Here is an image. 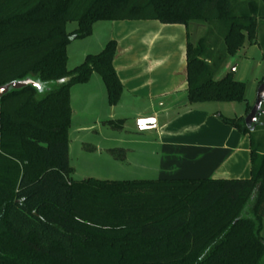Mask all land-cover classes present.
<instances>
[{"label": "trees", "instance_id": "obj_1", "mask_svg": "<svg viewBox=\"0 0 264 264\" xmlns=\"http://www.w3.org/2000/svg\"><path fill=\"white\" fill-rule=\"evenodd\" d=\"M122 20L186 26L189 102H246L251 111L242 82L214 79L213 51L192 41L189 26L217 30L230 55L246 43L263 49L264 0H0V88L28 78L44 85L0 97V264H264V110L255 131L245 117H222L250 136L247 180L71 178L72 87L98 73L115 106L123 84L116 41L73 70L68 46L97 22Z\"/></svg>", "mask_w": 264, "mask_h": 264}, {"label": "crops", "instance_id": "obj_2", "mask_svg": "<svg viewBox=\"0 0 264 264\" xmlns=\"http://www.w3.org/2000/svg\"><path fill=\"white\" fill-rule=\"evenodd\" d=\"M139 21L136 24L144 31L162 35V41L148 48L128 44L120 47L118 43L114 66L123 84V93L117 105L109 104L105 83L96 73L88 83L73 86L71 128L76 113L74 90H77V108L83 106L86 111L97 108L90 122L82 118L83 122L75 125L79 134H86L84 137L93 132L94 136L104 140L121 141L114 134L110 137L104 134L103 122L113 120L123 131L124 128L132 129L129 125L131 116L136 120L154 117L155 129L137 132L140 135L149 132L156 137L152 144L158 147L156 151L164 159L159 174L165 178H215L227 174L230 169L237 170L246 155L244 136L222 120V117H231V106L235 103H220L226 104L225 115L220 109L212 111L208 103L189 102L188 29L184 25H167L156 20ZM121 24L124 23L119 26ZM94 141L98 143L96 151L112 149L100 146L96 138Z\"/></svg>", "mask_w": 264, "mask_h": 264}, {"label": "rangeland", "instance_id": "obj_3", "mask_svg": "<svg viewBox=\"0 0 264 264\" xmlns=\"http://www.w3.org/2000/svg\"><path fill=\"white\" fill-rule=\"evenodd\" d=\"M117 23V24H114ZM138 20H122V21H101L94 24L92 33L81 39L73 40L68 47V69L73 70L84 63L88 55H97L101 53L107 44L111 41H116L120 47L130 45L136 47L148 48L162 41V35L155 32L144 31L142 26H138ZM119 23H124L119 26ZM115 25V27H114ZM114 27V29H113ZM78 29V22H70L67 24L66 30L68 33ZM191 39L195 44L199 42L206 43L207 47H211L212 58L210 63L213 65V77L215 80H221L231 74L234 80L242 82L245 85V96L249 106H253L256 101L258 87L264 80V46L261 49L257 44L246 43L245 46L237 51L236 54L230 55L227 52L222 35L216 30H212L209 25L204 23H191L189 26ZM264 36V30L260 31L258 42ZM121 50V49H120ZM146 54V53H144ZM219 58L223 63L220 64ZM99 76L98 73H96ZM74 90L73 103L75 106V117L73 127L69 132V160L74 172L71 178L75 181H80L87 178H96L100 180L111 181H132V180H157L164 179L163 175L159 174L161 165L164 164V159L159 156L156 151V137L145 132L144 135L138 134V120L130 117L132 129L120 131L119 128H112L107 125L101 126L102 131L107 137L116 135L124 142L114 141L111 139H101L92 134H79L76 131L77 123L81 122L82 118L88 123L91 121L92 113L97 110L92 107L91 110H84L83 106L77 108L76 94ZM72 99V98H71ZM210 104L211 110L220 109L225 113V105L216 102ZM231 113L227 118L246 117L247 104L235 103L231 106ZM264 110V104H263ZM233 112V113H232ZM83 122V121H82ZM136 127V128H135ZM118 133V134H115ZM264 134L261 129L257 135ZM80 136V138H79ZM244 161L241 160L237 170L230 171L220 177L214 179H229V180H247L251 176V140L250 136L243 135ZM90 139H89V138ZM110 137V136H109ZM96 138L103 148H122L126 150L127 157L124 160H117L109 155L106 151H92L87 147L97 146ZM85 139V140H84ZM93 139V140H91ZM153 145V146H152ZM246 159V160H245ZM163 161V162H162ZM210 179V178H209ZM261 235L264 236V222L261 229Z\"/></svg>", "mask_w": 264, "mask_h": 264}, {"label": "water", "instance_id": "obj_4", "mask_svg": "<svg viewBox=\"0 0 264 264\" xmlns=\"http://www.w3.org/2000/svg\"><path fill=\"white\" fill-rule=\"evenodd\" d=\"M28 86H33L39 91H42L44 85L32 78L23 81H14L0 88V97L7 94L10 90H20ZM264 104V81L260 84L256 94V101L249 114L245 117V124L251 130L255 131L259 122V118L263 113ZM156 128V119L154 117L138 119V129L140 131L150 130Z\"/></svg>", "mask_w": 264, "mask_h": 264}]
</instances>
